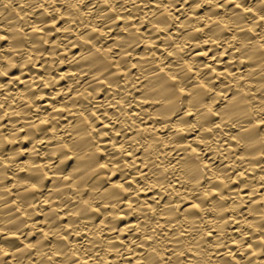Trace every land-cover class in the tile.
I'll use <instances>...</instances> for the list:
<instances>
[{"label": "bare ground", "instance_id": "bare-ground-1", "mask_svg": "<svg viewBox=\"0 0 264 264\" xmlns=\"http://www.w3.org/2000/svg\"><path fill=\"white\" fill-rule=\"evenodd\" d=\"M0 264H264V0H0Z\"/></svg>", "mask_w": 264, "mask_h": 264}]
</instances>
